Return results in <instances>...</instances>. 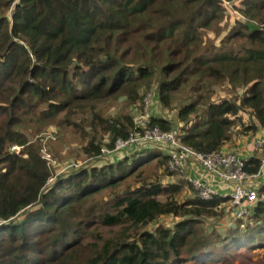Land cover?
I'll return each mask as SVG.
<instances>
[{"label": "trees", "instance_id": "16d2710c", "mask_svg": "<svg viewBox=\"0 0 264 264\" xmlns=\"http://www.w3.org/2000/svg\"><path fill=\"white\" fill-rule=\"evenodd\" d=\"M233 1L0 0V264H233L264 249V182L250 216L238 217L230 197L201 200L172 179L153 143L101 153L135 130L154 81L153 104L187 100L178 127L154 107L149 126L179 129L196 150L225 149L235 126L264 135V0H241L244 21L201 47ZM225 82L237 94L213 99ZM118 100L124 110L106 114ZM51 126L90 135L82 149L99 163L76 162L50 182L44 148L56 153L37 140ZM261 154H250L251 172ZM153 163L159 171L146 170ZM228 203L238 219L228 216L225 232L206 226Z\"/></svg>", "mask_w": 264, "mask_h": 264}, {"label": "built area", "instance_id": "2783aa9c", "mask_svg": "<svg viewBox=\"0 0 264 264\" xmlns=\"http://www.w3.org/2000/svg\"><path fill=\"white\" fill-rule=\"evenodd\" d=\"M153 91L144 98L145 111L135 118V130L127 138H119L112 148L103 147L104 155H117L133 144L153 143L167 155V167L178 179L192 184L194 196L210 200L215 196L230 197L238 217H247L258 199V189L264 182V135L255 136L252 149L261 154L259 169L251 172L249 156L240 150L212 149L199 151L180 139V131L175 128L164 130L160 126H149L150 113L155 98ZM20 146L13 149L19 152ZM44 156L54 164L51 154L44 148ZM80 163L70 166L78 167Z\"/></svg>", "mask_w": 264, "mask_h": 264}, {"label": "rangeland", "instance_id": "374dc122", "mask_svg": "<svg viewBox=\"0 0 264 264\" xmlns=\"http://www.w3.org/2000/svg\"><path fill=\"white\" fill-rule=\"evenodd\" d=\"M238 7L239 8L241 7V0H234L229 5V7L226 8L225 17L220 22H218V24H214L210 28L204 29L202 31L200 35V37H202V43H203V45L201 46L202 50H204L206 47H209L212 49L214 48V46L218 47L220 44H222L223 38L227 36L231 28L233 26H237L236 21L240 19L244 21L242 13H240V10L238 9ZM152 88H153V92L157 93V90H156L157 82L156 81H154ZM214 91L215 92L212 98L215 100H220L222 98H232L237 94L235 90L230 88V85L227 82L222 83L221 86H219L218 88L217 87L214 88ZM237 92L238 94H241L242 90L237 91ZM181 98L187 100V98H185V95L181 94L177 98V100L174 101L171 108H166L162 106L161 104H159L158 102H156L155 100L152 106V109L154 107L155 113L157 115H164V116H168L172 118L175 121V124H177L176 127H178L179 123L177 121V110H178V107L182 103H184L183 102L184 100L182 101ZM105 107H106L105 108L106 114L111 115V114L116 113L117 111H123L124 103H123V100H118L117 102H111V103L106 104ZM240 115L243 116L245 120H247L249 116L245 114V112L240 113ZM242 127L243 125L235 126L233 128V132H234L233 137L230 143L227 144V147H225V149H228V150L238 149L241 151L243 155L246 154L249 156V154L256 152V150H253L251 146L252 140L255 134L253 133L239 134V132H241L240 130L242 129ZM75 128H76L75 126L71 129L66 128V127L59 128L57 126H51L45 132L41 133L38 137L37 142H42V138L44 140L50 139L52 143V147H50V145L48 146L50 150L52 149L56 153V157H55L52 151H50L54 158L53 166H55L54 176L52 177V179H50V182L58 174H61V172L72 169L70 165L74 162H83L84 166L86 165L91 166L92 164L99 163L98 158L90 159L87 156H85L84 151L82 149V147L85 144H87V142L89 141L90 135L82 134V132L80 133V131H77V129ZM99 132H100L99 133L100 136H102L103 134L105 135L102 129H100ZM104 137L106 138V135ZM146 170L147 171L156 170L157 172L159 171V168L157 167L156 163H153ZM174 178L178 179L177 176L173 175L172 179ZM185 197H186L185 192H182L181 194L178 195V199L181 201H183ZM229 206L230 205L228 203V204H225V207H222L223 209L222 211H220V213L224 212L223 213L224 215L222 217L220 216L218 218L217 217L206 218L205 219L206 226L208 227L215 226L218 231L225 232L228 229V225H229L228 222H232V220H229L230 218L228 219V216L231 215L233 219L235 220L238 219L236 214L232 215L231 212L227 211ZM234 211L235 210H233L232 212ZM174 219H175L174 216H171V217L165 218L164 220H167L166 222L169 225H172V220ZM248 220L249 219L247 220L244 219V221H248ZM158 222L159 221H154L149 226H147V229L152 230L158 224ZM244 254H245L244 256H237L236 258H234L233 264H264V249L259 248L256 250L249 251V253L246 252Z\"/></svg>", "mask_w": 264, "mask_h": 264}, {"label": "crops", "instance_id": "0c3cea01", "mask_svg": "<svg viewBox=\"0 0 264 264\" xmlns=\"http://www.w3.org/2000/svg\"><path fill=\"white\" fill-rule=\"evenodd\" d=\"M225 147H227V145H226ZM225 147H224V148H225ZM245 155H246V154H245ZM249 155H250V154H249ZM246 156H248V155H246ZM261 185H262V184H261ZM260 187H261V186H260ZM260 187H259V188H260ZM258 190H259V189H258Z\"/></svg>", "mask_w": 264, "mask_h": 264}]
</instances>
